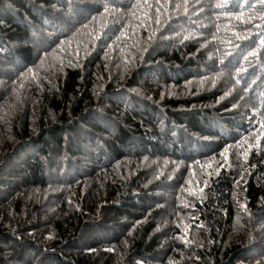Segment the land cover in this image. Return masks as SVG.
<instances>
[{
    "label": "trees",
    "instance_id": "obj_1",
    "mask_svg": "<svg viewBox=\"0 0 264 264\" xmlns=\"http://www.w3.org/2000/svg\"><path fill=\"white\" fill-rule=\"evenodd\" d=\"M224 2L0 0V264H264V3Z\"/></svg>",
    "mask_w": 264,
    "mask_h": 264
},
{
    "label": "snow or ice",
    "instance_id": "obj_2",
    "mask_svg": "<svg viewBox=\"0 0 264 264\" xmlns=\"http://www.w3.org/2000/svg\"><path fill=\"white\" fill-rule=\"evenodd\" d=\"M261 3H264V0H260ZM185 3H187V0H185ZM227 3H228V0H225L224 3L222 4H217L215 5L217 8H223V7H226L227 6ZM233 3L236 5V6H239L240 4V0H233ZM159 9H157L158 11ZM249 148H251V145H249Z\"/></svg>",
    "mask_w": 264,
    "mask_h": 264
}]
</instances>
